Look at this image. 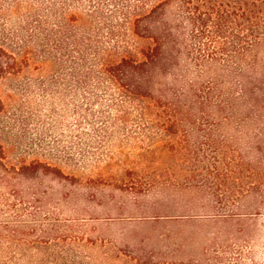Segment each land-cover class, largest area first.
Listing matches in <instances>:
<instances>
[{
  "label": "trees",
  "instance_id": "1",
  "mask_svg": "<svg viewBox=\"0 0 264 264\" xmlns=\"http://www.w3.org/2000/svg\"><path fill=\"white\" fill-rule=\"evenodd\" d=\"M0 22V80L18 72V59L54 63L74 96L66 152L73 167L100 171L116 155L143 162L175 151L184 164L176 187L200 176L196 187L210 198L201 217L150 218L161 231L191 228L177 247L191 248L186 260L154 261L153 252L124 248L80 255L58 244L83 238L33 231V239H19L0 222V264H256L251 241L264 216V0H0ZM1 106L0 98V113ZM6 124L0 118V132ZM199 132L201 156L191 146ZM29 165L68 178L48 163ZM15 239L38 246L9 250Z\"/></svg>",
  "mask_w": 264,
  "mask_h": 264
},
{
  "label": "rangeland",
  "instance_id": "2",
  "mask_svg": "<svg viewBox=\"0 0 264 264\" xmlns=\"http://www.w3.org/2000/svg\"><path fill=\"white\" fill-rule=\"evenodd\" d=\"M140 45L144 46V42ZM17 68V73L0 80V118L10 123L0 132L1 224L16 230L19 239H33V231L48 237L83 238L82 243L58 244L80 255L99 256L103 251L124 248L153 252L154 261L186 260L191 248L177 247L191 228L169 225L161 231L158 225L150 223V218L201 217L209 213L201 206L210 198L196 187L201 177L188 178L187 184L191 186L187 189L176 187L175 180L180 179L184 164L181 165L175 151L159 158L149 155L143 162L135 154L125 153L116 155L100 171L77 170L66 155L75 135L74 96L66 81L59 78L54 63L31 59L24 64L18 59ZM54 80L59 82L54 85ZM17 87L20 94L14 92ZM200 134L192 138L191 146L197 143L201 156ZM57 144L59 151L49 149ZM62 146H66L65 152L60 151ZM32 160L48 163L68 178L44 175L38 167L29 165ZM191 163L186 167L192 170L194 161ZM257 228L251 244L256 264H264V216ZM194 240L201 242V237ZM19 241L13 240L7 248L31 251L38 246ZM45 247L38 248L43 251Z\"/></svg>",
  "mask_w": 264,
  "mask_h": 264
}]
</instances>
